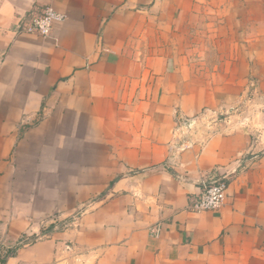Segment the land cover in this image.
Instances as JSON below:
<instances>
[{
  "label": "crops",
  "instance_id": "1",
  "mask_svg": "<svg viewBox=\"0 0 264 264\" xmlns=\"http://www.w3.org/2000/svg\"><path fill=\"white\" fill-rule=\"evenodd\" d=\"M198 1L217 3L0 0V255L32 240L4 264H264V123L189 89ZM47 5L65 14L49 36L17 29ZM257 7L240 8L239 77L264 100ZM212 175L222 205L191 210Z\"/></svg>",
  "mask_w": 264,
  "mask_h": 264
},
{
  "label": "rangeland",
  "instance_id": "2",
  "mask_svg": "<svg viewBox=\"0 0 264 264\" xmlns=\"http://www.w3.org/2000/svg\"><path fill=\"white\" fill-rule=\"evenodd\" d=\"M254 1H259L256 11H264V0H217L215 5L198 1L183 23L182 64L192 76L189 89L197 86V92L207 99L204 108L219 111L221 119L249 111L256 121L264 123V109L259 115L261 107L257 106L264 100L254 80L239 77L252 67L251 62L242 64L238 60L243 50L241 42H237L239 13L242 14V5L252 8ZM225 6L227 10L222 9ZM261 55L264 66V48ZM260 134L264 136V132Z\"/></svg>",
  "mask_w": 264,
  "mask_h": 264
},
{
  "label": "built area",
  "instance_id": "3",
  "mask_svg": "<svg viewBox=\"0 0 264 264\" xmlns=\"http://www.w3.org/2000/svg\"><path fill=\"white\" fill-rule=\"evenodd\" d=\"M65 19V14L52 6H45L40 10H31L20 18L17 29L27 34H37L42 37L49 36L55 23ZM187 125H191L187 123ZM238 166L241 162L237 163ZM199 191L189 204L193 211L218 209L226 195L228 184L225 176H204L198 183ZM158 228H154L156 232Z\"/></svg>",
  "mask_w": 264,
  "mask_h": 264
},
{
  "label": "trees",
  "instance_id": "4",
  "mask_svg": "<svg viewBox=\"0 0 264 264\" xmlns=\"http://www.w3.org/2000/svg\"><path fill=\"white\" fill-rule=\"evenodd\" d=\"M28 242H32V240H21V241H19V243L16 246L6 250L3 255H0V264H4L6 258L8 256L13 255L20 245H23L24 243H28Z\"/></svg>",
  "mask_w": 264,
  "mask_h": 264
},
{
  "label": "water",
  "instance_id": "5",
  "mask_svg": "<svg viewBox=\"0 0 264 264\" xmlns=\"http://www.w3.org/2000/svg\"><path fill=\"white\" fill-rule=\"evenodd\" d=\"M183 138H185V135L183 136Z\"/></svg>",
  "mask_w": 264,
  "mask_h": 264
}]
</instances>
